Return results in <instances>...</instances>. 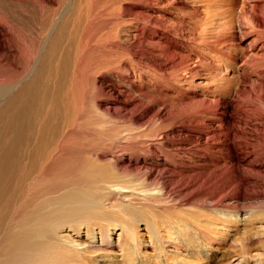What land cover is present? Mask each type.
<instances>
[{
    "label": "bare ground",
    "instance_id": "1",
    "mask_svg": "<svg viewBox=\"0 0 264 264\" xmlns=\"http://www.w3.org/2000/svg\"><path fill=\"white\" fill-rule=\"evenodd\" d=\"M6 1L7 0H0V51L3 49V38L7 35L8 28L11 27L9 26L6 29V20L10 18L15 21V17L18 15L19 11L16 7V0L7 1L9 2L7 6ZM87 1L88 0H38L37 4L40 6V14L43 17L42 22H40L42 30L40 27L36 26L38 28L34 33L36 34L38 29L42 31V33L40 32L42 34H40L42 42L41 45L39 42H36L39 44V48L37 47L38 49L33 58H30L32 55L29 57L33 59L32 67L28 72L27 70L25 71V75L21 74L22 77H18L20 73V71H18L19 73H15L18 74L15 75L18 77L17 79H11L12 81H7L6 84H0V264H81L83 262L82 257L86 254L92 255L94 258H100L101 251L112 253L113 248L120 250L119 247L123 246V240L136 241L134 231L139 222L144 221L146 228L154 234L155 231L153 229L158 227L165 230V226L162 225L164 222L165 224H167V222L173 223L170 221V218H168L171 209L178 208L181 205L192 208V205L197 204V202L193 203V201L191 203L190 200V202H185L183 204H179L177 201V204L174 205L175 202L170 197H167L166 193L168 192L165 191L167 189L159 186V184L153 180L157 172L155 166L160 160L162 162L171 163L168 170V177L176 175L184 176L183 173L192 171V168L182 164L176 152L171 153L169 149L161 150L159 153V151L157 152L155 149L157 147H162L159 143L163 140L164 143L169 142L166 139L168 133L176 134L188 132L200 137L204 136L205 139L209 137H211V139L213 138V141L209 140L210 142L206 141V144L204 143L209 150L217 153L215 154L216 156L212 152L205 155L208 167H213L215 169L218 165V167L222 164H225L224 167L231 165L234 177L237 180L239 178V184L242 183L245 187L250 184H260L262 186L264 183V133L251 138L247 136L248 134L245 133L243 129V125L244 127L251 125L252 130H262L264 132V17L259 15V12L263 8L264 0H243L237 12L235 11V3L237 2L231 0V9L227 7L228 10L225 11L227 14L229 13V15L218 11L219 9H216L217 11L215 9L209 10V12H207L206 9L204 13H202L204 17L200 16V20H198L199 24L197 23L201 30L199 31L200 39L195 35L198 41H194L193 44H191L190 40H188L190 44L186 45L193 47L192 52L199 53L203 58L205 57L204 54L208 55V53L211 57L218 58V61L214 64L208 63V60V65L206 64L207 72L203 74L196 84L198 87L202 88L199 93H195V96L200 95V99L196 101V106L203 109V111L200 115H198V113L192 117L181 119L176 125H168L166 123V121H168L167 118L160 119L157 123L153 121L152 124L145 125V127H142L144 123H141V120L135 118L129 120V124L126 123L127 125L134 126L138 129L142 127V130H144L143 132H145L142 136H145L147 139H158L155 140L156 142L152 143L151 146L150 143H148L147 145L149 146L145 147L146 150L141 149L137 145L131 147L133 157H129L128 160L139 170L138 176L133 174L129 170V167L121 170L114 164V150H119L121 154H127L128 152L126 151L125 145L128 144L134 132H131V129L119 131L117 128V134L122 135V140H120L119 144L101 145L99 142L98 127L99 113L95 112L99 109V104L93 101L90 103L91 105L89 104L88 106L86 102H83V105L81 104L80 107L82 112L78 113L75 107H73L75 103L70 102V100H68L70 97H67L69 90H66L67 87L69 89L68 85H70L71 82V69H73L71 65L74 62L72 61L74 36H72V40L70 37L71 33L75 29L77 31L78 27H81L84 31L90 29L87 28V26L89 27V23H91L95 16L97 17V13L91 8H99L95 6L94 0L91 5L95 7H88L89 4ZM98 1L99 0H97V2ZM215 1L213 0V2ZM244 1H253L248 5L251 10V14L248 16L246 14L247 11ZM97 2L96 5L100 3ZM32 4L34 3L32 2ZM212 5L215 6L208 2L206 7ZM35 11L37 12L38 10ZM235 13H238L239 15L236 14V16H239V18L243 20L242 27L247 28L241 30L238 26L237 33L242 32L245 36L249 34L254 35L247 43L248 48L250 47L248 50L242 49V47L245 46L239 43V38L237 37V41L235 43L233 42L234 48L229 52L232 47L226 46L225 42L230 41L229 43L231 45L232 41L235 40V32L231 30V33L225 36V41L223 39L225 35L223 30L233 28L232 23ZM98 15L100 14L98 13ZM38 16L37 18L39 19ZM100 17L101 16H98V19H100ZM102 21L107 23V20ZM196 22H194V25ZM156 24L160 25L158 23ZM14 25L13 22V26ZM19 26H21V24ZM91 27L93 29L92 25ZM96 27V30H98L99 25H96ZM135 27L137 28V25ZM13 29L15 28L13 27ZM92 29L90 30L92 31ZM9 31L11 30L9 29ZM190 33L189 36H191ZM9 35L12 36L10 33ZM85 35L86 33L84 32V36ZM88 35L90 34L88 33ZM90 36L94 38V34ZM195 36L193 37L192 35V39L195 38ZM210 38H216L215 40L218 43L223 42L224 44H221L225 46H221V49H229V51L227 50L229 53L222 52L221 49L218 50L220 47H215L217 42L216 44L214 43L215 45L209 44ZM78 39L79 38H77V40L75 39V41H78ZM164 39L166 40L163 42L160 38L156 39V41L159 42V45H161L160 42L164 43L166 50L172 53L173 56H175V54L176 56L178 55V58L176 57L175 60L172 57L173 72L183 70L185 73L180 76L178 72H175L176 75L174 74L173 76L175 81L174 86H176L181 93L183 84L189 82L187 81L188 79L191 80L200 77V73L199 70H197V66L189 67L186 65L185 56L187 54L184 55L182 54L183 52H181V48L185 43L183 44L182 41L171 36H166ZM87 41L89 42V40ZM31 43H33L32 40ZM162 46L160 48H162ZM205 49L211 50L215 55H212L208 51L206 52ZM33 50L34 48L32 49V53L35 51ZM85 52L84 54H86ZM233 52H235V57H233ZM237 54L241 55L242 59H240V64L235 66L237 63ZM75 55L77 56L76 53ZM75 55L73 56L76 57ZM160 55H162V52ZM80 56L81 55H79V59ZM189 56L186 57L189 58ZM170 57L169 59L172 61ZM30 59L28 60L31 61ZM76 59L75 61H77ZM227 60L233 63L230 67L224 68V66L228 64V62H226ZM115 61L117 62L118 60ZM115 61H112V63H116ZM20 62L21 61H19V63ZM167 62H169V60ZM195 62L200 63L201 61L194 60V63ZM108 63L106 66H109ZM201 63L204 65L205 62L203 61ZM120 64L122 63L120 62ZM120 64L117 63V66H120ZM5 66L9 65L6 64ZM81 66L78 65L79 68ZM79 68H77L76 71ZM124 69L121 70L124 71ZM19 70L21 69L19 68ZM79 71L81 72L80 69ZM234 72L236 74H234ZM76 73L77 75H81L82 72L79 74L78 72ZM142 75L140 77H142ZM250 75H254L255 79L251 80V77L249 80L242 79ZM132 81L133 80H127L124 83L126 85L125 88L135 90L136 92L140 90L141 95L138 94L140 96H142V94H155V96L160 94L161 96L162 94L172 98L174 95L170 96L168 94H173L176 89L171 86L167 87L168 85L163 83L165 81L161 83L155 82L153 83V87H148V84V86L143 87L136 84L134 82L135 80ZM247 81L251 82L250 86L246 85ZM81 82L82 81L79 83ZM81 84L79 87H81ZM159 84L161 86L163 85L162 87H167L168 94L160 92ZM97 93L98 92H96V94ZM209 95L215 97V100L221 101L220 109H208L209 104L207 102L214 100L210 99ZM104 96H106V94ZM131 96L133 97V95ZM155 96H151V104H155V102L161 99L155 98ZM174 99H176L175 96ZM115 100L116 99H112V101ZM78 102L79 101L76 102V105L79 104ZM119 102V108L132 106L136 103L132 98L130 100L122 99V101L120 100ZM246 104L251 107L248 106V108ZM91 108H93V112L96 113L95 118L89 117ZM162 115L163 113H159V117H162ZM132 116L134 115H131V117ZM170 119H172L171 115ZM202 123L207 125L201 126ZM222 124L225 125L224 129L221 128ZM151 127H159L157 129H161L160 131L162 132L158 135L154 134L151 132L153 131ZM221 138L223 139L222 143ZM177 139L179 138L177 137ZM170 143L172 146H182V142H174L173 144V141H170ZM122 161L124 160L122 159ZM163 169L165 168L163 167ZM191 177L193 176L191 175ZM192 180L194 179H191V181ZM196 180L198 181V179ZM188 181H190V179ZM194 183L195 182H193V185H195ZM164 191L166 193H164ZM168 195H171V193ZM172 201L174 204H172ZM152 208L165 212L168 214L167 217L164 218L160 216L162 218H158L155 216L150 219V217H147L146 212L151 211ZM199 211L200 210L197 212ZM187 215L191 214L187 213ZM192 216L195 217L194 221L198 219L197 214L193 213ZM111 223H114L116 226L110 231L109 225H111ZM227 223V219H223L222 221L217 218H213L209 223L203 224L201 222L202 227H206L210 231L216 226L224 228ZM195 227L200 228L198 225H195ZM169 228L166 230L168 234L173 231V229L169 230ZM115 230L119 233L116 243L114 244L111 242L110 235L113 233L115 234ZM202 236L208 237L207 234H203ZM169 239H172V237L170 236ZM78 241H87V243H79ZM129 260H131V263L134 262L132 256ZM170 263L186 264L176 260H172ZM253 264L264 263L256 259L253 261Z\"/></svg>",
    "mask_w": 264,
    "mask_h": 264
},
{
    "label": "rangeland",
    "instance_id": "2",
    "mask_svg": "<svg viewBox=\"0 0 264 264\" xmlns=\"http://www.w3.org/2000/svg\"><path fill=\"white\" fill-rule=\"evenodd\" d=\"M234 1L237 3L239 1L238 4L235 3L236 4L235 11L237 12L243 0H233V2ZM17 2L20 4H18ZM32 2L34 4H32ZM94 2H95V6H98L99 8L96 9L94 5H91V3L93 4V0L87 1V3L89 4L88 7H95L91 9L93 11L95 10V12L97 13L96 14L97 17L94 14L95 17L91 21V23H89L90 26L89 27L87 26V28L92 29L91 27L92 25L93 26L92 31L95 29L94 30L95 32L94 31L92 32L90 29H88L91 32L90 33L87 29H86L87 31H84L81 29V27H78L79 29L77 28V31L75 29L71 33V36H70L71 39H72V36H74L73 38L74 48H72V61L74 62L71 65L72 66L71 68L73 69H71L72 70L71 76H70L71 82H70V85H68L69 89L67 87V90H66V91L69 90L67 97H70L68 99L70 100V102L75 103L73 104V107H75L78 113L82 112V110H80L81 109L80 107H81V104L83 105V102H86V105L88 106L93 101L99 104V109L95 112L99 113V126L98 127H99V142L101 145H110V144L118 145L119 144L120 140H122L121 139L122 135L117 134L116 132L117 128L119 131L124 130V129H131V132H134L132 134V138L128 141V144L125 145L126 151L128 152L127 154L126 153L121 154L119 150H116V149L114 150L115 151L114 152V158H115L114 164L118 166L121 170H124L126 169V167H129V170L133 174H136L138 176L139 170H137L134 167V164L130 160H128L129 157H133L132 156L133 152H132L131 147L137 145L141 149L146 150L145 147L149 146L147 145L148 143H150V146H151L152 143L156 142L155 140H158V139H147L145 136H142V134H145V132H143L144 130H142V127H145V125L152 124L153 121L157 123L160 121V119H166V118L168 119V121H166L168 125L170 124L176 125V123L178 124L181 119L185 117H192L198 113H199L198 115H200L201 112L203 111V109L196 106V101L200 99V95L195 96V93H199L200 90L202 89L201 87H198L196 84L199 81V79L203 76V74L207 72L206 68H207L208 63L214 64L218 61V58L211 57L209 53L208 55L204 54L205 57L203 58L202 56H200L199 53L192 52L193 47H191L190 45H186V44H190V42L191 44H193L194 41H198V39H200L199 31L201 30L198 25L199 24L198 20H200V16L204 17V14L202 13H204L206 9H207L206 10L207 12H209V10L219 9L218 11L226 13L225 11L228 10V8L231 5L230 3L231 0H216L215 2H213V0H107V1L102 0V2L101 0H99L98 2L100 3L97 5H96L97 0L96 1L94 0ZM208 2L211 4H214L215 6L212 5V6L206 7V4H208ZM252 2L253 1H250V2L244 1L245 9L247 11L246 12L247 16L251 14V10L248 5ZM15 3H16V7L19 10L18 15H16L15 21L9 18L10 21L6 20V23H5V25L9 24L8 26L6 25V29L9 26L11 27L8 28L7 30V35H6L7 37L5 36L6 38L5 37L3 38V41H2L3 49L0 51V59L1 58L3 59V60L2 59L0 60V63H1L0 64V84H6L7 81L10 82L14 79H17L18 77H22V75H25V71L27 70L28 72L30 68L32 67L33 59H30V58H33L35 52L39 48V44L36 42H39L40 45L42 42L41 41L42 31L38 29V32L36 34L34 33L35 31H37L38 27H40L42 30L40 22H42L43 17L40 14V6H38L37 4L38 0H35V2L34 0L33 1L16 0ZM8 4L9 2L6 3V6ZM204 5L206 8L204 7ZM229 9H231V7ZM35 10H38V11L36 12ZM95 12H92V13H95ZM98 13L100 15H98ZM102 13L106 19L104 18ZM236 14L239 15L238 13H235V16L233 17V23H232L233 28L223 30L225 33V35L223 36V39L225 41H226L225 36L229 35L231 33V30L235 32V40L232 41V44L230 45L229 43L230 41L225 42L226 46L232 47L230 51L229 49H224V48L221 49V46H225V45H223L224 44L223 42H221L223 44L218 43L215 40L216 38H210V41H209V44H214V43L216 44L217 42L215 47L217 46L220 47V48L217 47L218 50L221 49V51L225 53H229L232 51V49L234 48L233 42L235 43L237 41V37L239 38L238 39L239 43L245 46V47H242V49L248 50L250 47L248 48L247 43L251 40V38L254 35V34H249L245 36L242 32L237 33L239 27L241 28V30L247 29V28L242 27L243 20L239 18V16H236ZM226 15H229V13L228 14L226 13ZM259 15L264 17V4H263V8L259 12ZM37 16L39 17V19L37 18ZM98 16H101L100 19H98ZM102 20L104 21L107 20V23L103 22ZM13 22L15 24L14 26H13ZM194 22H196L195 25H194ZM19 23L21 24V26H19L20 25ZM154 23L157 27L154 25ZM156 23L160 25L162 24V25L160 26V25H157ZM96 25H99L98 30H96L97 29ZM136 25H137V28L135 27ZM13 27L15 29H13ZM9 29L11 31H9ZM170 30L171 31L173 30L174 32L173 31L171 32ZM80 31H83V32H80ZM76 32H79V33H76ZM84 32L86 33L85 36H84ZM9 33L12 34V36L9 35ZM88 33L90 35L94 34L93 36L94 38H91V36L88 35ZM189 33L191 36H189ZM192 35L193 37L195 35L198 36V39L195 36L196 39L193 38L194 39L193 40ZM166 36L177 38L180 41H182L183 44L185 43L184 46L181 48V52H183L182 54L184 55L187 54L186 56L190 55L192 59L194 58L192 60L190 56L189 58L185 56L186 65L189 67L197 66V70H199V73H200V77H196L191 80L188 79L187 81L189 82L183 84L181 93L179 89H177V87L174 86L175 81H174L173 76L174 74L176 75L177 72L180 76L185 73L183 72V70H181L182 72L180 70L175 71L176 73L173 72L174 70L172 68L173 67L172 59L174 58L175 60V58L178 55L176 56L175 54V56H173V54L167 51L166 48L164 47V43L162 42L166 40L164 39ZM84 37H87L88 39ZM77 38L80 39V42H79V39L78 41H75V39L77 40ZM159 38L162 41L160 42L161 45H159V42L156 41V39H159ZM86 39L89 40V42ZM31 40L33 43H31ZM188 40H190V42ZM84 41H87V42H84ZM32 44L33 45L35 44L36 46L35 45L33 46ZM32 46L35 50V51L33 50L34 51L33 53H32V49H33ZM161 46L162 48H160ZM86 47L88 48V50ZM211 50L205 49L206 52L208 51L212 55H215V53L212 52ZM74 51L77 54V56L75 55ZM84 52L86 54H84ZM161 52H162V55L164 54L163 56L160 55ZM244 53H245V50H244ZM30 55H32V57H30ZM73 55H75L76 57H74ZM79 55H81L82 58L80 56V59H79ZM150 56H151V59H150ZM166 56L167 57L171 56L170 58L172 61H170L169 57L167 58ZM233 57H235V52H233ZM236 58H237V63L235 64V66H238V64H240V61H241L240 59H242L241 55L237 54ZM28 59H30L31 61H29ZM75 59L77 61H75ZM130 59H131V62H130ZM111 60L112 61L118 60V61L117 62L115 61L116 63L114 62L112 63ZM168 60L169 62H167ZM194 60H200L201 62L204 61L205 63L204 65L201 62L194 63ZM19 61L21 62L19 63ZM3 62L4 63L7 62L6 64L9 66H5L6 64H4ZM12 62L15 64H13ZM106 62L107 63L110 62L108 63L109 66H106L107 64ZM120 62L122 64H120ZM226 62H228V64L225 65L224 68L230 67V65L233 63L229 60H227ZM117 63L120 64V66L119 65L117 66ZM83 64H84V67H83ZM199 64L200 66L201 65L202 66L200 67ZM78 65L81 67L79 68ZM114 65L117 67H115ZM19 68L21 70H19ZM77 68H79L82 73L79 71V69L76 71ZM142 68L144 69V71ZM22 69H23V72H22ZM121 69L122 70L124 69V71H122ZM18 71H20V73ZM76 72H78V74L81 73V75L79 74L81 77L77 75ZM15 73H19V76L16 77L15 75H18V74H15ZM234 74L236 73L234 72ZM141 75L142 77H140ZM247 77H243L242 79L249 80L250 77H251V80L255 79L254 75H250ZM72 80L74 83L72 82ZM127 80H133V81L135 80L134 82L136 84H139L140 86H143V87L148 86V85H149L148 87L150 86L153 87V83L155 82L161 83L165 81L163 83L167 84L168 85L167 87L171 86L172 88H176L175 92H173V94H168L167 87L166 86L162 87L163 85L161 86L159 84L160 92L166 93L170 96L174 95L176 99H174V96L170 98L162 94L161 96L160 94H157L156 96L155 94H152L153 96H155V98H158V99L161 98L162 100L159 99L160 102L158 101V102H155V104H151L150 99L152 95L142 94V96H140L141 95L140 90L137 89L138 91L136 92L135 90H130V89L125 88L126 85L124 83ZM80 81H82L81 82L82 84L79 83ZM80 84H81V87H79ZM250 84L251 82L249 81L246 82L247 86H250ZM77 87L79 90L77 89ZM96 92L98 93L96 94ZM95 94L99 96L97 97ZM105 94L106 96H104ZM131 95H133V97ZM209 97L210 99H214V100H211V102L210 101L207 102L209 104L208 109L210 110L220 109L221 101L215 100V97L213 96L209 95ZM111 98L116 99V100L112 101ZM129 98L130 99L132 98V100L136 101L135 105L127 106L125 108L124 107L119 108V104H120L119 101L120 100L122 101V99L130 100ZM77 101H79L78 102L79 106L76 105ZM246 106L248 107L249 105L246 104ZM159 113H163L162 117H159ZM95 115L96 113H94L93 108H91L89 112V117L95 118ZM131 115H134V116L131 117ZM170 115L172 119H170ZM134 118L141 120V123H144V126L138 129L134 126L127 125L129 124L128 121L133 120ZM205 125L207 124L202 123L201 126H205ZM157 128L151 127V129L153 130L151 132L157 135L160 132H162L160 131L161 129H157ZM221 128L224 129L225 125L222 124ZM243 129L245 133L248 134L246 135L250 136L251 138L257 137L261 135L262 133H264L262 130H252L251 125H249L248 127L247 126L244 127L243 125ZM138 130H141V131H138ZM177 137L180 140L177 139ZM166 139L169 142L164 143L163 142L164 140H163L162 141L163 144L162 142L159 143L160 146L162 147L155 148L157 152L159 151L160 153L161 150H169V149L171 153L176 152L178 154V157L181 159L182 164L192 168V171L188 173H183L184 176L176 175V176L168 177L169 175L168 170H169V167L171 166V163L165 162V161L162 162L160 160V162L157 163V165L155 166V170L158 173L155 171L156 174H155V177H153V180H155V182L158 183L159 186L165 187V189H167V190L165 189L163 190L167 191L168 193H166L165 191L164 193H166L167 197H170L175 202L174 204L172 201V204L176 205L177 201L179 202V204H183L185 202H190V200H191V203L193 201V203L197 202V204L192 205L193 206L192 208L186 205H181L178 208L171 209L169 215L166 214L165 212H161L157 209L152 208L151 211L146 212L147 217H150L151 219L155 216H157L158 218H162L160 216H163L165 218L168 215V218H170V221H172L173 223L167 222V224H165L164 222L162 225L165 226V230L163 228L160 229V227H158L156 229H153L155 231V234H154L152 231L150 232V230L146 228L144 221L139 222L136 225L135 231H134V236L136 237V241H124L123 240V246L119 247L120 250L118 249L116 250L115 248H113L112 253L101 251L100 258H94L92 255L86 254L84 255V257H82L83 262L81 264H172L170 263L172 260L181 261L186 264H189V263L191 264H238V263L239 264H253V261L256 259H259L261 260V262L264 263V219H263L264 218V183L262 184V186L260 184L258 185L250 184L251 186L249 185L245 187L242 183L239 184V181H240L239 178H238L239 180L238 181L234 177L232 173L231 165H227L226 167H224L225 164H222L220 165V167H218L219 166L218 165L215 169L213 167H208V163L205 160V155L211 152L214 153V155L217 154L209 150L208 147H206L205 145L206 141L207 142L213 141V138L211 139V137H209L208 139H205L204 136L200 137V136H197L196 134H191L188 132H180L176 134L168 133L166 135ZM170 141H173V144L174 142H182V146L180 147L172 146ZM217 141H220V140L218 139ZM222 142H223V139L221 138V143ZM122 159L124 161H122ZM168 160H171V159H168ZM163 167L165 169H163ZM191 175L195 178L191 177ZM184 179L185 180L190 179V181L191 179H194V180H192L191 182L186 180L188 181L186 182ZM196 179H198V181ZM193 182H195L194 183L195 185H193ZM170 193L171 195H168ZM173 195L174 196L176 195L177 197L176 196L174 197ZM198 210L200 211L197 212ZM187 213L191 215H187ZM193 213L197 214L198 216L197 217L198 219L196 221H194L195 217L192 216ZM213 218H217L222 221L223 219H227L228 223L226 224L224 228L220 226L219 227L216 226L211 231L206 227H202L201 222L203 224L209 223L213 220ZM205 220H209V221H205ZM195 225H198V227H200L201 229L195 227ZM115 226L116 225H114V223H111V225H109V230L111 231L112 229H114ZM168 228L169 230L173 229L172 233L168 234V232L166 231ZM115 231H116L115 234L113 233L110 235L111 242H113L114 244L116 243V239L119 233L117 230ZM203 234H207L208 237L202 236ZM170 236L172 237V239H169ZM78 242L87 243V241H78ZM131 256L134 258L133 263H131V260H129Z\"/></svg>",
    "mask_w": 264,
    "mask_h": 264
}]
</instances>
